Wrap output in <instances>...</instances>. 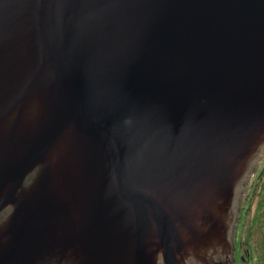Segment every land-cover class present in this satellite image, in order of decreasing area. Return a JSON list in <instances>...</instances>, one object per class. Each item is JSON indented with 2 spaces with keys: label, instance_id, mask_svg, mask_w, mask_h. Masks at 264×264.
I'll use <instances>...</instances> for the list:
<instances>
[{
  "label": "water",
  "instance_id": "obj_1",
  "mask_svg": "<svg viewBox=\"0 0 264 264\" xmlns=\"http://www.w3.org/2000/svg\"><path fill=\"white\" fill-rule=\"evenodd\" d=\"M264 154V0H0V264H212Z\"/></svg>",
  "mask_w": 264,
  "mask_h": 264
},
{
  "label": "flooded vegetation",
  "instance_id": "obj_2",
  "mask_svg": "<svg viewBox=\"0 0 264 264\" xmlns=\"http://www.w3.org/2000/svg\"><path fill=\"white\" fill-rule=\"evenodd\" d=\"M245 213L242 205L233 227L230 256L220 259L217 264H264V237L260 225L264 219L244 224Z\"/></svg>",
  "mask_w": 264,
  "mask_h": 264
},
{
  "label": "rangeland",
  "instance_id": "obj_3",
  "mask_svg": "<svg viewBox=\"0 0 264 264\" xmlns=\"http://www.w3.org/2000/svg\"><path fill=\"white\" fill-rule=\"evenodd\" d=\"M264 158V155H263V157H262V159ZM261 159V160H262ZM261 162V161H260ZM259 162V163H260ZM262 184H264V177H262L261 179H259L258 180V183L256 184V187H255V189L253 190L252 189V192H250V196L252 197V198H254L255 196V201L252 203L253 204V209L251 208L250 209V211H249V213H248V215H247V219H251V217H253L254 215H252L253 214V211H254V208L256 207V206H258L259 205V201H260V199H262V198H264V188H263V186H262ZM247 192V191H246ZM253 201V200H252ZM248 205V204H247ZM251 205V204H250ZM255 220L256 219H258V218H254ZM264 219V218H263ZM244 224H246V222L244 223ZM260 225H262V238L264 237V221L263 222H261L260 221ZM259 237V236H258ZM260 238V237H259Z\"/></svg>",
  "mask_w": 264,
  "mask_h": 264
},
{
  "label": "trees",
  "instance_id": "obj_4",
  "mask_svg": "<svg viewBox=\"0 0 264 264\" xmlns=\"http://www.w3.org/2000/svg\"><path fill=\"white\" fill-rule=\"evenodd\" d=\"M262 171L260 172V174H259V177L260 176H262ZM256 184H257V182L255 181V184L253 185V190L255 189V187H256ZM262 186H263V188H264V184H262ZM256 214L258 215V216H260V218H264V198H262V199H260V201H259V205H258V210L256 211Z\"/></svg>",
  "mask_w": 264,
  "mask_h": 264
},
{
  "label": "bare ground",
  "instance_id": "obj_5",
  "mask_svg": "<svg viewBox=\"0 0 264 264\" xmlns=\"http://www.w3.org/2000/svg\"><path fill=\"white\" fill-rule=\"evenodd\" d=\"M207 264H212V263H210L209 260H207Z\"/></svg>",
  "mask_w": 264,
  "mask_h": 264
}]
</instances>
